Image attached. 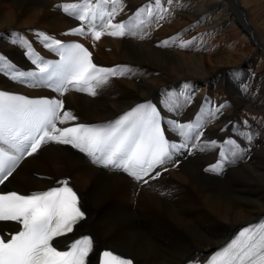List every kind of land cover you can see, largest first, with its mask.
I'll use <instances>...</instances> for the list:
<instances>
[{"label": "bare ground", "instance_id": "bare-ground-1", "mask_svg": "<svg viewBox=\"0 0 264 264\" xmlns=\"http://www.w3.org/2000/svg\"><path fill=\"white\" fill-rule=\"evenodd\" d=\"M61 2L81 4L82 0H0V87L35 95L47 92L37 76H30V83L12 79L17 72L38 74L39 70L37 64L32 63L35 57L26 54L27 46L12 41L19 39L31 43L34 52L42 57L54 51L44 47L39 32L60 41L78 35L77 39L92 45L99 65L117 69L118 74L112 77L118 81L108 77L107 82L94 84V90L97 88L94 96L73 87L64 95L56 94V100L63 97L67 103L57 120L58 127L107 121L136 103L153 98L163 109L172 144L185 147L173 149L163 166L139 181L120 170L96 166L67 144L45 142L4 184L10 189L16 186L25 192L15 190L31 194L67 180L68 185L75 188L88 215L66 242L82 235L78 232L79 227L93 232L96 246L88 264H98L99 254L107 244L130 257L134 264L209 261L240 226L264 217V142L258 143L256 132L235 119L240 107H247L245 111L249 108L251 112H264L261 95L264 71H260L263 76L256 79L257 85L252 90L250 87L252 83L254 85L257 69L256 73L251 70L255 60L252 63L247 56L249 44L237 41L233 43L237 49L230 45L220 46L217 38L221 34L216 30L209 36L214 43L206 58L203 52L206 44L201 41L206 35L198 29L181 32L182 23L169 18L185 14L190 23L202 22L205 27L215 29L228 23L229 19L235 21V14L226 11L223 0H202V3L201 0H118L115 4H109L111 0H99V3L90 0L89 9L97 11L98 19L106 16L99 28L92 29L56 7ZM165 2L173 8L171 15ZM186 4L189 5L187 9ZM216 7L225 15H208L210 9ZM139 12L150 20L147 26L137 18ZM118 18L122 19L118 21ZM122 20L126 34L109 35L115 30L107 27L109 22L120 24ZM237 23H241L242 29L253 37L254 45L264 50V39L248 23L245 14L238 15ZM77 27H82L85 34L71 32ZM150 28L152 32H148ZM89 29L101 32L100 39L97 40ZM166 38H169L168 42L164 43ZM184 44L187 46L182 47ZM237 55L241 61L232 67L230 60L233 62V56ZM246 58L248 63L242 66ZM212 59H217L220 64L212 65ZM109 60L115 63H107ZM130 65L136 67L143 77L130 79L125 72ZM258 66L259 69L263 67ZM167 74L176 77L171 86L163 80ZM184 107L191 109L187 116H183L187 113ZM64 112H69L75 119L64 120ZM171 121L177 125L198 122L200 127L194 131L185 129L186 135H181ZM30 168L43 174L33 169L31 173ZM65 171L71 173L72 182L69 177L55 179L65 176ZM152 184L157 191L152 189ZM79 187L90 192L89 198L82 200L84 194ZM137 216L141 217L142 225ZM102 217L105 220L99 231L97 222ZM113 236L118 237L109 241Z\"/></svg>", "mask_w": 264, "mask_h": 264}, {"label": "snow or ice", "instance_id": "snow-or-ice-1", "mask_svg": "<svg viewBox=\"0 0 264 264\" xmlns=\"http://www.w3.org/2000/svg\"><path fill=\"white\" fill-rule=\"evenodd\" d=\"M111 2L115 4L118 0ZM56 7L84 21L88 18L90 0H82L81 4H62ZM81 8L83 11L78 12ZM107 27L115 29L110 31L109 35L126 34L123 23L109 22ZM89 31L97 40L100 39L101 32H94L92 29ZM71 32L85 34L82 27L71 29ZM38 37L44 47L60 54L59 61L44 62L27 41L17 39L12 42L27 46L26 54L35 57L32 63L37 64L41 74H46L39 76V80L46 82L49 87L55 85L56 92L63 93L70 84L77 91L88 92L94 96V83L99 85L107 82L109 76L118 74L117 69L101 68L94 64L92 54L82 44L65 45L43 32H39ZM186 46L187 44L182 45ZM25 76L36 77L37 74L17 72L12 79L20 80ZM61 108L63 102L60 100H33L0 91V142L11 143L19 152V155L12 156L0 148V184L13 174L25 154L29 141L31 151L27 152V155H32L48 140L72 144L85 152L93 163L123 169L137 179L141 178L139 173L147 175L148 170L155 165L164 163L170 156V148L179 150L185 147L183 144H170L165 138L160 113L151 104L137 105L114 124L99 128L79 125L58 129L56 121L60 119ZM63 119L73 120L75 117L69 112H64ZM171 123L180 130L181 135H186L185 129L194 131L200 127L198 122L187 125H177L175 121ZM67 185L68 181L64 180L46 191L27 195L17 192L0 194V221H17L23 226L22 230H17L10 239L6 238L7 234L0 235V264H87L89 253L93 250L92 238L84 236L76 240L67 251H59L52 245L55 237L71 233L74 226L85 219V213L77 207L76 192ZM102 257L98 264H132L131 260L111 251H104ZM210 264H264V223L244 229L240 238L215 253Z\"/></svg>", "mask_w": 264, "mask_h": 264}, {"label": "rangeland", "instance_id": "rangeland-1", "mask_svg": "<svg viewBox=\"0 0 264 264\" xmlns=\"http://www.w3.org/2000/svg\"><path fill=\"white\" fill-rule=\"evenodd\" d=\"M223 2L226 4V6H227V9H226V11L227 12H229L230 14H232V13H234L235 14V17H234V19H235V21L234 20H230L229 19V21H228V23H223L222 25L220 24L218 27H215V29H213V28H208V27H205L204 26V24L205 23H199V24H193V23H190L189 22V18H188V16L187 15H179V16H171L169 19H172V20H174V22L176 23H179V22H181L182 23V27L180 28L181 30V32H186V30L185 29H198L199 31H201V32H203V34H205L206 36L204 37V38H202L201 39V41L204 43V44H206V50H203V52H204V56L207 58L208 56H209V53L211 52L210 51V46H211V44L212 43H214V41L212 40V39H210V37L209 36H211V35H213V33H214V31H218V33H220L219 35L221 36H219V38H217V41L220 43V46H225V47H228L229 45L230 46H235L233 43H236L237 41L238 42H240V43H242V42H245V44L246 45H248V49H247V56L249 57V59H250V61L253 63V61H254V63H255V65H254V63L252 64V71H256V69H257V73H256V77H255V79H254V85H253V83L251 84L252 86L250 87L252 90L256 87V85H257V81H256V79L258 78V77H262L263 75H262V73L260 74V71L261 72H263L264 70L262 69V68H264V50H261L259 47L257 48V45H254V43L251 41V38H253L250 34H248V31H244L242 28H243V25L241 24V23H237V18H238V15L240 14V15H244L245 14V16L247 17V19H248V23H250L251 24V26L254 28V29H256L258 32H259V36L260 37H262L263 39H264V0H262V1H259V0H223ZM190 3V2H189ZM201 3H202V0H201ZM165 4L167 5V7H168V11H169V14L171 15L172 14V12H173V8L172 7H170V6H168V4L169 3H166L165 2ZM60 5H62V2H61V4ZM188 4H186L184 7L187 9L188 8ZM109 7H112V6H109ZM165 7V6H164ZM163 7V8H164ZM200 8H202L203 9V7H200ZM220 10L221 9H219V8H213V9H210V13L208 14V15H212V16H214V15H218V16H224L225 14H224V12H220ZM185 13V12H184ZM222 13V14H221ZM238 14V15H237ZM124 16V15H123ZM231 17V16H230ZM138 19H141V21H144L145 22V24H144V26H147V24H149V21L144 17V15H143V13L142 12H139L138 13V17H137ZM122 18H118V21H120ZM153 19H154V17L153 18H151V22H153ZM168 21V20H167ZM232 22V23H231ZM122 23L124 24V20H122ZM134 23V22H133ZM174 23V24H175ZM135 24V23H134ZM229 24H232L233 26H231V25H229ZM235 24V25H234ZM206 28H204V27ZM151 27H153V25H152V23H151ZM36 30H38L39 28H35ZM210 29H213V30H210ZM219 29V30H218ZM232 29V30H231ZM150 31H148V32H152V28H150L149 29ZM223 32H222V31ZM221 31V32H220ZM225 32V33H224ZM186 33H188V32H186ZM246 33V34H245ZM232 34V35H231ZM246 36H245V35ZM224 35V36H223ZM71 37H76V38H79L78 37V35H76V36H74V35H70ZM228 36V37H227ZM234 36V37H233ZM241 36V37H240ZM232 37V38H231ZM236 37V38H235ZM239 37H240V39H239ZM246 37H247V39H246ZM228 38V39H227ZM54 39H57V38H54ZM168 39L169 38H166V39H164V40H166V42H168ZM221 39H222V41H221ZM229 39H231L230 41H228ZM237 39V40H236ZM249 39V40H248ZM209 40V41H208ZM245 40V41H244ZM225 41V42H224ZM228 41V42H227ZM210 42V43H209ZM263 42H264V40H263ZM216 43V42H215ZM30 44V46H31V43H29ZM231 44H233V45H231ZM228 45V46H227ZM235 48L237 49V47L235 46ZM208 49V50H207ZM235 49V50H236ZM259 51V52H258ZM260 53H261V55H260ZM263 53V54H262ZM238 58V59H237ZM256 58H257V60H256ZM259 58H261V59H259ZM248 58H246L244 61H243V63L241 64L242 66H245L248 62V60H247ZM259 59V60H258ZM233 62H232V60H230V62L231 63H229V65H231L232 67L234 66V67H236V65L237 64H239V62L241 61V58H239V55H237V56H233ZM263 60V61H262ZM108 62H112V60H109V61H107V63ZM112 63H115V61H113ZM212 65H214V66H216V65H218V64H220V62H218V60L217 59H212ZM256 63H257V65H256ZM259 64H261V65H263V67L261 68V69H259ZM112 66H115V64H111ZM110 66V65H109ZM119 67H120V65H118ZM259 70V71H258ZM129 71V72H128ZM125 72L127 73V75H129L130 77V79L132 78V79H135V80H138V79H140V78H142L143 76H141V72L138 70V69H136V67H133L132 65H130L126 70H125ZM171 74V73H170ZM168 75L167 74V77H164V79L163 80H165L167 83H168V85L169 86H171V85H173L174 83H175V79H176V77L174 76V75ZM132 75V76H131ZM255 75V74H254ZM111 78H114V81H118V79L117 78H115V77H111ZM263 83H264V81H262ZM206 88H208V86L206 87ZM97 89V88H96ZM95 89V90H96ZM260 93V92H259ZM264 90H262L261 91V95L263 96V98H264ZM211 96L212 97H214V94L213 93H211ZM243 108V109H242ZM247 109V107L246 108H244V107H240V109H237L236 110V113H235V119H236V121L237 122H241V123H245V124H247L246 126H247V128H249V130H251V131H255L256 132V135H255V140L258 142V143H263L264 142V112H259V111H257V112H251L250 110H249V108H248V110L247 111H245ZM189 110H191V109H189L188 107L186 108V107H184V111H186L187 113H183V116H187V114H188V111ZM181 113V114H182ZM238 114V115H237ZM236 115H237V117H236ZM244 119V120H243ZM247 123H246V122ZM96 122V121H95ZM252 123V124H251ZM250 124V125H249ZM260 126H261V128H260ZM263 126V127H262ZM251 128V129H250ZM259 132V133H258ZM181 134V133H180ZM223 145H224V143H223ZM225 146V145H224ZM220 153H222V152H220ZM36 170L38 173H40V174H43L42 172H40V171H38L36 168H30L29 169V171L32 173V171L31 170ZM33 172H35V171H33ZM68 172V173H67ZM65 176H59V177H55V179H58V178H63V177H69L70 179H71V182H72V180L74 179V178H72V176H71V173H69V171H65ZM165 173H167V172H165ZM214 174L215 173H217L216 174V176H219V174H218V172L216 171H214L213 172ZM45 175V174H44ZM153 185V188L152 189H154L155 191H157L158 190V188L157 187H155V185L154 184H152ZM79 186V185H78ZM155 187V188H154ZM12 188H15V189H18V190H21L19 187H12ZM80 188V187H79ZM37 189V188H36ZM35 189V190H36ZM38 189H40V188H38ZM81 189V188H80ZM157 189V190H156ZM82 190V192H83V194H84V196L82 195V200H83V198L84 199H86V198H89V196H90V192L89 191H85V190H83V189H81ZM21 191H24V190H21ZM25 192V191H24ZM26 192H27V190H26ZM82 204H83V202H82ZM82 207H83V205H82ZM84 210L86 211V209H85V207H84ZM87 212V211H86ZM88 214V213H87ZM137 218V221L139 222V224H143V221L141 220V217L140 216H137L136 217ZM105 220V218H100L99 219V221L97 222V230H101L102 228H103V224H104V221ZM78 232L80 233V234H83V233H89V234H94L93 232H89L86 228H84V227H82V228H80L79 227V230H78ZM94 237H95V234H94ZM116 237H118V236H113L111 239H109V241H111L112 239H115ZM117 239V238H116ZM108 243V242H107ZM102 247H104V246H102ZM104 248H112V249H114L115 247H113V246H109V244H107V246L105 245V247ZM114 250H116V249H114ZM122 253V252H121ZM124 254V253H123ZM125 255V254H124ZM127 256V255H126Z\"/></svg>", "mask_w": 264, "mask_h": 264}]
</instances>
